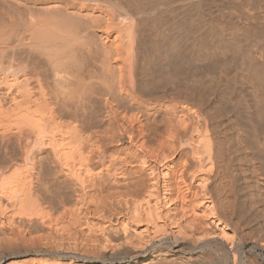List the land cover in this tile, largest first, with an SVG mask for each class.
<instances>
[{"label":"bare ground","instance_id":"bare-ground-1","mask_svg":"<svg viewBox=\"0 0 264 264\" xmlns=\"http://www.w3.org/2000/svg\"><path fill=\"white\" fill-rule=\"evenodd\" d=\"M259 252L264 0H0V264Z\"/></svg>","mask_w":264,"mask_h":264},{"label":"rangeland","instance_id":"rangeland-1","mask_svg":"<svg viewBox=\"0 0 264 264\" xmlns=\"http://www.w3.org/2000/svg\"><path fill=\"white\" fill-rule=\"evenodd\" d=\"M257 254H258V256H257V257H258V259H259V260H261V259H262V258H261V256L263 257V259L260 261V262H261V264H262V262H264V256H263L262 252H259V253H257ZM257 254H256V255H257ZM259 257H260V258H259ZM263 264H264V263H263Z\"/></svg>","mask_w":264,"mask_h":264}]
</instances>
